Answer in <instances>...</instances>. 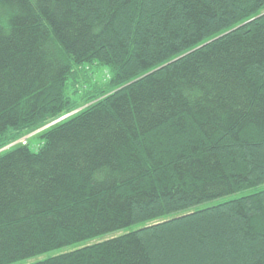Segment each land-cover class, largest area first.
<instances>
[{
  "label": "trees",
  "instance_id": "trees-1",
  "mask_svg": "<svg viewBox=\"0 0 264 264\" xmlns=\"http://www.w3.org/2000/svg\"><path fill=\"white\" fill-rule=\"evenodd\" d=\"M0 264H264V0H0Z\"/></svg>",
  "mask_w": 264,
  "mask_h": 264
},
{
  "label": "rangeland",
  "instance_id": "rangeland-1",
  "mask_svg": "<svg viewBox=\"0 0 264 264\" xmlns=\"http://www.w3.org/2000/svg\"><path fill=\"white\" fill-rule=\"evenodd\" d=\"M84 68V67H83ZM87 69V75H86V79L88 80V85L89 87H92V86H96V87H99L101 85H103L105 83V80L106 78L109 77V69L105 68V67H97L95 65H90L88 67H85ZM81 70H79L80 72ZM88 71H89V74H88ZM83 74V73H82ZM82 79V77H81ZM80 79V81H81ZM71 91V90H70ZM72 97L75 99V100H78L79 99V94H72ZM87 104V103H85ZM82 108V107H80ZM79 108V109H80ZM79 109L77 110H74L73 112L67 114V115H64L62 116L59 120H63L65 118H67L68 116L72 115L73 113L77 112ZM58 120V121H59ZM40 131V130H39ZM38 132V131H37ZM37 143V140L36 139H32V144H35ZM32 149H35L34 146L31 147ZM243 192L241 193H237L236 195H232L230 197H236V196H240L242 195ZM230 197H223V198H219V199H214V200H211V201H207L205 203H202L199 205V207H204V206H208V205H213V204H216V203H219L223 200H226Z\"/></svg>",
  "mask_w": 264,
  "mask_h": 264
}]
</instances>
